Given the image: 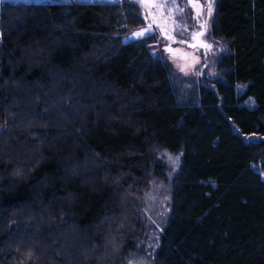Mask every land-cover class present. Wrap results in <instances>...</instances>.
Returning a JSON list of instances; mask_svg holds the SVG:
<instances>
[{"label": "trees", "instance_id": "1", "mask_svg": "<svg viewBox=\"0 0 264 264\" xmlns=\"http://www.w3.org/2000/svg\"><path fill=\"white\" fill-rule=\"evenodd\" d=\"M215 6L210 33L226 50L218 76L192 88L149 40L125 42L143 24L132 4L0 6V264H35L29 245L1 255L32 240L46 264H67V240L104 264L109 239L112 264H132L147 234L140 204L162 181L153 264H264V0ZM10 211L33 220L26 233Z\"/></svg>", "mask_w": 264, "mask_h": 264}, {"label": "rangeland", "instance_id": "2", "mask_svg": "<svg viewBox=\"0 0 264 264\" xmlns=\"http://www.w3.org/2000/svg\"><path fill=\"white\" fill-rule=\"evenodd\" d=\"M119 3L134 5L140 10V15L142 16L143 21L141 27H139L134 33L141 32L143 30L144 35L137 38V36L132 33L125 39V42L140 41L144 39L149 40L150 43H148V48L152 56L155 59L161 60L165 63L167 62L170 66V72L174 78L188 79L189 82L187 85L189 88H192L193 85L200 86L206 84L208 81L214 80L218 76L217 62L220 56L226 50V46L222 42L212 38L210 33L215 14L216 0H196L194 3H189V0H155V4L160 5L159 7L152 5H142L138 2V0H3V3H0V6L3 4L93 5ZM209 3H211V14H209L208 9ZM202 22H204L203 25ZM197 30H202L204 33V40L202 41L206 44L205 48L193 46L194 42L191 38ZM49 103V111L52 110L59 114L61 113L59 110L60 102ZM32 111L34 112L33 108ZM61 119H63V121L67 124H70L68 119L64 117ZM54 123V126L51 128V130L56 129L57 124ZM9 130H7V132H9ZM2 141H4V138L3 140L0 139V147H2ZM2 150L3 148L0 150V155L4 156V151ZM8 154L10 155L9 152ZM178 161L179 160L177 157H172L170 155L166 157L167 166L170 167V175L167 177V179L170 180V178L177 172ZM83 172H86L85 168L82 171H79V173H72L71 177L75 178L76 175H80V173ZM169 204L170 185L168 182H152L144 194L140 204L143 205L141 218L144 225V230L147 232L141 244L144 245V247H141L143 249V254H140L138 250L134 252L135 258L133 259L131 257L132 264H153L158 243L157 235L168 218ZM24 212L26 213V211ZM9 213L10 215H16L19 217V220L23 221L25 224L28 222H33L31 219L28 220L24 218L23 211H10ZM129 213H131V210H129ZM128 218L131 217L128 216ZM122 219L124 220V223L128 222L125 217ZM30 225L31 224H27V226L25 225L26 227L23 229V226L21 225V227H18L16 233H26L27 230H29L28 227ZM129 225L130 224H128V226ZM34 233L37 236L39 231L36 229ZM65 234H69V232H66ZM86 241L87 239L84 238V241H82L81 244H86ZM59 242L62 245L68 247V252H65L64 255H62L64 263L66 262L67 264H74V262L77 261L79 253L89 258L86 261V264L87 262H92V257L94 256L92 250H84V246H82V248H79L77 245L73 246V241L67 240ZM104 243L107 248L99 255V257L96 256L97 261L104 262V264H112V259L116 261L118 246L112 239L105 240ZM28 245L34 247L36 250L40 249V251H38L39 255L35 256L34 254H29L26 259L29 260L31 258L35 264H46L47 257L44 255V252H41L43 249L37 246L33 240L30 242L28 241V243H20L21 247L19 249L8 245L6 247L7 250L3 251L1 255H3V257L5 256L6 258H10L12 255L16 257L19 255L22 256L23 250L24 252H27L26 248ZM15 260V257L11 258L9 263H16ZM25 263L26 262H24V264Z\"/></svg>", "mask_w": 264, "mask_h": 264}, {"label": "snow or ice", "instance_id": "3", "mask_svg": "<svg viewBox=\"0 0 264 264\" xmlns=\"http://www.w3.org/2000/svg\"><path fill=\"white\" fill-rule=\"evenodd\" d=\"M138 2L146 6L147 5H152V6H157V7L160 6V5L155 4V0H138ZM194 2H196V0H189V3H194ZM0 3H3V0H0ZM208 9H209V14H211V3H209ZM134 35L137 36V38H139L144 35V31L142 30L141 32L134 33Z\"/></svg>", "mask_w": 264, "mask_h": 264}, {"label": "flooded vegetation", "instance_id": "4", "mask_svg": "<svg viewBox=\"0 0 264 264\" xmlns=\"http://www.w3.org/2000/svg\"><path fill=\"white\" fill-rule=\"evenodd\" d=\"M204 22H202V25H203ZM203 28V27H202ZM203 30V29H202ZM199 30H197L194 34H193V37L191 38L193 40L194 43H202L204 40V33Z\"/></svg>", "mask_w": 264, "mask_h": 264}, {"label": "water", "instance_id": "5", "mask_svg": "<svg viewBox=\"0 0 264 264\" xmlns=\"http://www.w3.org/2000/svg\"><path fill=\"white\" fill-rule=\"evenodd\" d=\"M193 46L194 47H199V48H205L206 44H204V43H195Z\"/></svg>", "mask_w": 264, "mask_h": 264}]
</instances>
